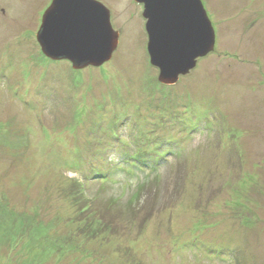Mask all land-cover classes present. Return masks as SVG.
I'll return each instance as SVG.
<instances>
[{"label":"rangeland","instance_id":"obj_1","mask_svg":"<svg viewBox=\"0 0 264 264\" xmlns=\"http://www.w3.org/2000/svg\"><path fill=\"white\" fill-rule=\"evenodd\" d=\"M96 1L119 46L75 70L55 0H0V264H264V0H201L215 51L171 86L144 6Z\"/></svg>","mask_w":264,"mask_h":264},{"label":"water","instance_id":"obj_2","mask_svg":"<svg viewBox=\"0 0 264 264\" xmlns=\"http://www.w3.org/2000/svg\"><path fill=\"white\" fill-rule=\"evenodd\" d=\"M144 6L151 64L171 86L215 51L216 32L201 0H135ZM37 41L44 55L75 70L102 67L118 49L111 13L96 0H55L45 12Z\"/></svg>","mask_w":264,"mask_h":264},{"label":"trees","instance_id":"obj_3","mask_svg":"<svg viewBox=\"0 0 264 264\" xmlns=\"http://www.w3.org/2000/svg\"><path fill=\"white\" fill-rule=\"evenodd\" d=\"M120 163H122V162H120ZM123 166H124V165H122V167H123ZM143 167H144V169H149L148 166H145V163H144ZM120 168H121V167H120ZM154 168H155V167H154ZM94 171H95V170H92V172H94ZM120 172H124V170L121 168V170H119V171L117 172V174L120 173ZM101 177H103V179H106V178H109V177L112 179V176H111V175H110L109 177H107L106 175L103 174V175L100 176L99 180L102 179ZM106 180H107V179H106ZM137 198H138V197H137ZM86 205H87V204H86ZM89 209H90V206L87 205L86 208H85V210L88 211ZM97 217L99 218L100 216L97 214ZM98 218H97V219H98ZM95 222L98 223V224H97L98 226L104 224V222H105L104 217H103V216H102V218L100 217V218L98 219V221H95ZM106 224H107V223H106ZM92 225H93L92 223L88 225V228H92V229H93V231L91 232L92 234H90V235H91L90 238H96L97 236H99V235L101 234L102 231H103V232L105 231V230H103V229H105L106 225H104L103 227H101L102 230H100L101 228L98 229V227H97V228H93ZM94 226H95V225H94ZM94 230H95V231H94Z\"/></svg>","mask_w":264,"mask_h":264},{"label":"flooded vegetation","instance_id":"obj_4","mask_svg":"<svg viewBox=\"0 0 264 264\" xmlns=\"http://www.w3.org/2000/svg\"><path fill=\"white\" fill-rule=\"evenodd\" d=\"M48 9V8H47Z\"/></svg>","mask_w":264,"mask_h":264}]
</instances>
